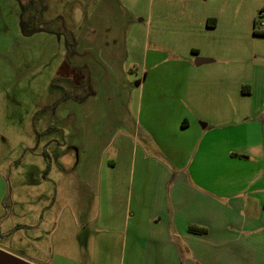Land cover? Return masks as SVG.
<instances>
[{
    "label": "rangeland",
    "instance_id": "1",
    "mask_svg": "<svg viewBox=\"0 0 264 264\" xmlns=\"http://www.w3.org/2000/svg\"><path fill=\"white\" fill-rule=\"evenodd\" d=\"M152 5L148 0H0V249L32 264H95L102 249L96 250L94 240L109 233L105 224L87 222L106 213L119 230L104 254L113 255L112 264H142L130 262L132 239L145 233L137 226L144 216L134 210L139 194L145 199L152 193L155 177H142L138 163L131 168L111 142L117 144L126 131L123 101L130 102L132 134L144 124L134 61L146 44L142 34ZM91 79L109 84L93 88ZM137 147L139 154L134 140L132 150ZM111 160L117 167H109ZM217 169L228 177L220 186L231 196L219 200L227 205L238 191L264 186L253 183L259 163L242 159ZM241 201L233 206L241 207ZM78 240L86 250L79 259ZM58 251L76 263L58 259ZM134 253L138 258L144 252L141 247Z\"/></svg>",
    "mask_w": 264,
    "mask_h": 264
},
{
    "label": "crops",
    "instance_id": "2",
    "mask_svg": "<svg viewBox=\"0 0 264 264\" xmlns=\"http://www.w3.org/2000/svg\"><path fill=\"white\" fill-rule=\"evenodd\" d=\"M148 1L154 12L148 13L150 23L142 34V56L134 61L144 124H137L132 134L130 102L125 106L123 101L126 131L117 144L111 142L131 168L138 163L142 177H155L152 193L145 199L137 196L134 212L144 216L137 226L145 233L143 240L132 239L130 262L264 264V186L238 191L227 205L221 201L231 195L223 194L220 183L228 177L217 169L244 159L259 163L253 183L264 181V35L255 34L264 30L256 26L264 0ZM168 9L170 14L163 13ZM210 18H216L214 26L208 24ZM90 82L93 88L109 84ZM134 140L139 154L138 147L132 150ZM109 167L117 162L109 161ZM239 198L246 202L237 208L233 204ZM103 216L87 222L105 224L109 233L94 240L96 250L102 249L94 263L112 264L113 255L104 252L116 243L119 224ZM83 228L78 223V231ZM83 246L78 240V259L86 251ZM141 247L143 256L137 258L134 252ZM57 254L76 263L64 252Z\"/></svg>",
    "mask_w": 264,
    "mask_h": 264
},
{
    "label": "water",
    "instance_id": "3",
    "mask_svg": "<svg viewBox=\"0 0 264 264\" xmlns=\"http://www.w3.org/2000/svg\"><path fill=\"white\" fill-rule=\"evenodd\" d=\"M0 264H32V263L0 249Z\"/></svg>",
    "mask_w": 264,
    "mask_h": 264
},
{
    "label": "trees",
    "instance_id": "4",
    "mask_svg": "<svg viewBox=\"0 0 264 264\" xmlns=\"http://www.w3.org/2000/svg\"><path fill=\"white\" fill-rule=\"evenodd\" d=\"M216 23V18H210L208 21V24L210 26H214ZM255 34L257 35H264V30H255ZM244 91H245V87H244Z\"/></svg>",
    "mask_w": 264,
    "mask_h": 264
},
{
    "label": "built area",
    "instance_id": "5",
    "mask_svg": "<svg viewBox=\"0 0 264 264\" xmlns=\"http://www.w3.org/2000/svg\"><path fill=\"white\" fill-rule=\"evenodd\" d=\"M264 26V22L262 23V27Z\"/></svg>",
    "mask_w": 264,
    "mask_h": 264
}]
</instances>
